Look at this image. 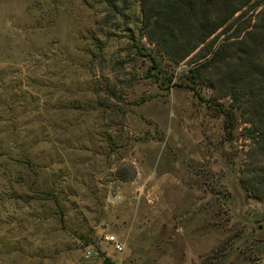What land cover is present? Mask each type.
<instances>
[{
    "label": "rangeland",
    "instance_id": "374dc122",
    "mask_svg": "<svg viewBox=\"0 0 264 264\" xmlns=\"http://www.w3.org/2000/svg\"><path fill=\"white\" fill-rule=\"evenodd\" d=\"M140 7L0 0V264H264L250 126L202 66L209 44L174 61Z\"/></svg>",
    "mask_w": 264,
    "mask_h": 264
},
{
    "label": "trees",
    "instance_id": "16d2710c",
    "mask_svg": "<svg viewBox=\"0 0 264 264\" xmlns=\"http://www.w3.org/2000/svg\"><path fill=\"white\" fill-rule=\"evenodd\" d=\"M139 1L150 42L174 61L183 60L199 44H209L211 55L202 66L210 81L241 108L254 143L241 182L256 197H264V10L243 37L214 48L207 39L250 0ZM104 264H111L108 258Z\"/></svg>",
    "mask_w": 264,
    "mask_h": 264
},
{
    "label": "built area",
    "instance_id": "2783aa9c",
    "mask_svg": "<svg viewBox=\"0 0 264 264\" xmlns=\"http://www.w3.org/2000/svg\"><path fill=\"white\" fill-rule=\"evenodd\" d=\"M106 239L109 242H112L114 244V246H115L116 249L121 250V248H122L121 244L117 241V239H115V237L113 235L106 236Z\"/></svg>",
    "mask_w": 264,
    "mask_h": 264
},
{
    "label": "water",
    "instance_id": "95a60500",
    "mask_svg": "<svg viewBox=\"0 0 264 264\" xmlns=\"http://www.w3.org/2000/svg\"><path fill=\"white\" fill-rule=\"evenodd\" d=\"M230 252H228V254H229ZM228 254H226L225 256H223L220 260H218L215 264H221L224 260H225V258L227 257V255Z\"/></svg>",
    "mask_w": 264,
    "mask_h": 264
}]
</instances>
